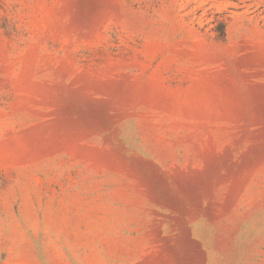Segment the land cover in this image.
Instances as JSON below:
<instances>
[{
	"label": "rangeland",
	"instance_id": "1",
	"mask_svg": "<svg viewBox=\"0 0 264 264\" xmlns=\"http://www.w3.org/2000/svg\"><path fill=\"white\" fill-rule=\"evenodd\" d=\"M0 264H264V0H0Z\"/></svg>",
	"mask_w": 264,
	"mask_h": 264
}]
</instances>
